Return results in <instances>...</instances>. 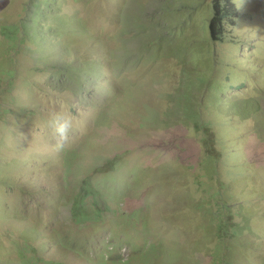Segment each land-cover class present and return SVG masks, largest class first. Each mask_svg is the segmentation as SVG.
I'll use <instances>...</instances> for the list:
<instances>
[{
  "label": "rangeland",
  "instance_id": "1",
  "mask_svg": "<svg viewBox=\"0 0 264 264\" xmlns=\"http://www.w3.org/2000/svg\"><path fill=\"white\" fill-rule=\"evenodd\" d=\"M214 3L0 0V264H91L110 244L117 264H264V0H235L223 41ZM195 121L217 135L215 181ZM91 177L111 212L79 225Z\"/></svg>",
  "mask_w": 264,
  "mask_h": 264
},
{
  "label": "trees",
  "instance_id": "2",
  "mask_svg": "<svg viewBox=\"0 0 264 264\" xmlns=\"http://www.w3.org/2000/svg\"><path fill=\"white\" fill-rule=\"evenodd\" d=\"M53 2L56 3V1H53ZM44 10L45 9H43L41 6L39 7V14H40L41 20L39 19L38 22L43 21L44 18L42 17V15L46 17L44 14ZM238 11H239V7L235 3V0H215L214 18L211 22V26H212V30L214 34L213 36L216 40H220V41L224 40V36L226 32V25L229 22H232V23L234 22V19H236V16L238 15ZM41 27H42V24H41ZM49 35H50V32H49ZM247 114H250V112L247 111ZM195 123L197 124V128L199 130L201 129L205 130V133L203 132L204 133L203 140H204L207 152L211 154L210 160L212 161V164H209V165H211V169H213L212 173L209 174L208 172L207 175H202L198 177V179L200 183H204V180L209 179L208 177H210L212 181H215L216 177L222 178L220 170L218 169V163L220 162L222 151L219 150L217 143H216L217 135L212 131L211 125L209 124L203 125L202 122H199V121H195ZM123 160H124V157L120 156L116 158L115 160L108 162L104 167L98 168L95 174L96 175H106V174L113 175V173L115 174L118 171V168L122 166ZM211 169H208V170H211ZM95 183L96 182H95L94 177L86 179L83 183V189L80 195L74 202L73 216L75 217V221L79 225L96 224V222H94L95 219H93L92 215H90L91 210L95 211V213L97 214V217H96L97 221H101L102 217L111 210L108 207L107 211L103 212L100 204H98L100 202L102 203L105 202L107 196H105V192L100 187L95 186ZM222 187L225 192L227 190H231L230 186L224 185ZM216 196H217V200L224 198L223 193L220 194V192L217 193ZM89 200H92L91 201L92 205L91 203H89ZM224 208L226 209L225 212L223 210ZM233 212H234L233 208L229 207L227 204H223L221 206V212L219 213V215L222 216L220 217L222 222L224 220L230 221L225 216H231L233 215ZM231 229H232V232H231L232 235L227 240V242H229L231 238L233 237L238 238L241 236V232L238 227L235 226ZM221 230H222V234H225V232H226V235L230 234L228 233V231H226L227 229H224V227ZM227 242L221 245L224 247V249L227 248ZM62 248L71 253L75 252L76 254L81 255V251L78 250L77 246H65V245L63 246L62 245ZM149 252H150L149 255L146 254L144 258L142 257L143 261L149 262L152 255L158 254L159 247L151 246ZM26 253L29 255H32V254L35 255L37 251L34 249H31L29 252H26ZM103 253H104L103 256H101L99 260L88 257V261L91 262V264H103L105 262H109L110 264H117V261H115L117 255H115V253H119L118 247L114 246L113 244H110L109 246L105 248V251H103ZM21 258L24 260L23 262L28 261V257L21 256ZM106 258H109V259L113 258V259H111L110 261H107ZM219 258H220V254L217 257H215V264H231L227 259L223 258L222 260H219ZM98 261H101V262L99 263ZM30 264H66V263L56 262V261H41L38 259L37 261L30 262ZM120 264H133V263L132 261H125L121 258Z\"/></svg>",
  "mask_w": 264,
  "mask_h": 264
},
{
  "label": "clouds",
  "instance_id": "3",
  "mask_svg": "<svg viewBox=\"0 0 264 264\" xmlns=\"http://www.w3.org/2000/svg\"><path fill=\"white\" fill-rule=\"evenodd\" d=\"M238 6V5H237ZM26 34H28V32L26 33ZM31 34L33 35V36H41V33L40 32H38V33H32L31 32ZM21 47L19 46L18 47V49L17 50H19ZM74 71H77L78 72V74L79 75H83L84 73H85V71L84 70H75L74 68H73V66L72 67H69V69L68 70H57L56 72L59 74V75H61V76H65L66 74H68V73H70V72H74ZM60 85L62 86V85H64V83H63V81H60ZM46 88V87H45ZM43 92L45 93V92H47L46 91V89H44L43 90Z\"/></svg>",
  "mask_w": 264,
  "mask_h": 264
}]
</instances>
